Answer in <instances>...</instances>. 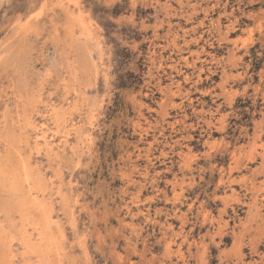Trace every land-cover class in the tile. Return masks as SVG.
<instances>
[{
  "label": "rangeland",
  "instance_id": "obj_1",
  "mask_svg": "<svg viewBox=\"0 0 264 264\" xmlns=\"http://www.w3.org/2000/svg\"><path fill=\"white\" fill-rule=\"evenodd\" d=\"M24 263L264 264V0H0Z\"/></svg>",
  "mask_w": 264,
  "mask_h": 264
},
{
  "label": "bare ground",
  "instance_id": "obj_2",
  "mask_svg": "<svg viewBox=\"0 0 264 264\" xmlns=\"http://www.w3.org/2000/svg\"><path fill=\"white\" fill-rule=\"evenodd\" d=\"M15 179H17L16 177H15ZM19 180V179H18ZM13 181V180H12ZM31 181V180H30ZM9 182V181H8ZM17 182L15 181V184H16ZM30 184V183H29ZM12 185V184H11ZM12 186H14V185H12ZM4 187V186H3ZM34 187V186H33ZM14 188V187H13ZM35 188V187H34ZM21 189V188H20ZM7 191V190H6ZM17 192H18V190H17ZM14 193V192H13ZM24 194V193H23ZM14 195V194H13ZM29 197V196H28ZM16 198V197H15ZM19 197H17V199H18ZM21 199V198H20ZM22 200V199H21ZM17 202V201H16ZM25 204V203H24ZM20 208V207H19ZM29 210V209H28ZM27 211V210H26ZM24 222H26V221H24ZM39 224V223H38ZM31 225V224H30ZM37 227V226H36ZM17 238V237H16ZM40 238V237H39ZM20 239V238H19ZM24 239H27V238H24ZM16 240V239H15ZM20 240H22V239H20ZM23 241V240H22ZM46 241V240H45ZM44 241V242H45ZM12 242V241H11ZM40 242V241H39ZM50 242V241H49ZM38 244V243H37ZM22 245H23V242H22ZM28 245H30V244H28ZM45 245V244H44ZM27 246V245H26ZM34 246V245H33ZM50 246H52V245H50ZM47 247V246H46ZM23 248H25V247H23ZM32 248V247H31ZM37 248V247H36ZM49 250H51L50 248H49ZM38 250H36L35 252H37ZM14 252V251H13ZM32 252V251H31ZM30 252V253H31ZM12 253V252H11ZM15 253V252H14ZM28 254V253H27ZM46 254V253H45ZM12 255V254H11ZM31 255H33V254H31ZM38 255V254H37ZM44 255V254H43ZM47 255V254H46ZM17 256V255H16ZM41 256V255H40ZM47 258H49V257H47ZM37 260V259H36ZM45 260H47V259H45ZM44 260V261H45ZM27 262V261H26ZM34 262V261H33ZM37 262V261H36ZM38 262H39V260H38ZM41 263H43V262H41ZM49 263V262H48ZM25 264V263H24ZM32 264V263H31ZM36 264V263H35Z\"/></svg>",
  "mask_w": 264,
  "mask_h": 264
}]
</instances>
